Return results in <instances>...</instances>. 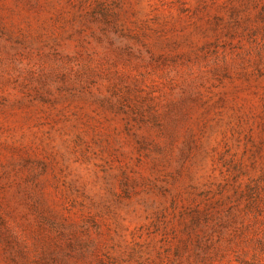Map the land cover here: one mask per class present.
<instances>
[{"label":"rangeland","instance_id":"obj_1","mask_svg":"<svg viewBox=\"0 0 264 264\" xmlns=\"http://www.w3.org/2000/svg\"><path fill=\"white\" fill-rule=\"evenodd\" d=\"M0 264H264V0H0Z\"/></svg>","mask_w":264,"mask_h":264}]
</instances>
